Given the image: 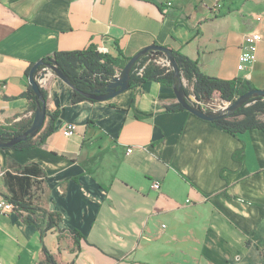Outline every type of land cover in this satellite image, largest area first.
Segmentation results:
<instances>
[{"label": "crops", "instance_id": "obj_1", "mask_svg": "<svg viewBox=\"0 0 264 264\" xmlns=\"http://www.w3.org/2000/svg\"><path fill=\"white\" fill-rule=\"evenodd\" d=\"M253 31L257 58L239 70ZM91 44L119 58L172 45L208 75L264 89V0H0V126L32 123L24 93L37 61ZM43 83L54 131L41 145L0 147V172L38 164L44 189L32 202L57 213L59 228L40 237L16 211L1 213L0 264H50L44 246L58 264H264V131L170 111L174 87L156 81L75 103L56 72Z\"/></svg>", "mask_w": 264, "mask_h": 264}, {"label": "trees", "instance_id": "obj_2", "mask_svg": "<svg viewBox=\"0 0 264 264\" xmlns=\"http://www.w3.org/2000/svg\"><path fill=\"white\" fill-rule=\"evenodd\" d=\"M166 47L169 48L173 55L181 77L186 78L193 86V90L185 86L183 87L188 100L192 94H195L198 98L204 96L214 97L217 95L223 101L233 103L246 92L257 89L255 84L246 78L223 79L208 75L201 70L197 60L191 59L182 53L180 48L172 45ZM148 54L141 56L131 70L128 88L139 86L147 81L160 82L169 87L176 86L179 80L175 76L174 69H169L152 62L146 64ZM131 58L132 56H125L124 60L129 61ZM41 60L43 61V65L40 69L56 66L64 73L73 88L72 102L75 103L82 100H96L87 97L83 92L95 93L97 90H100L101 93H105L109 83L117 73V63L121 59L107 52H102L96 44H91L84 49L57 51L43 57ZM144 65L145 67L140 72L139 69ZM42 94L44 98H47V92L43 87ZM24 95L32 101L33 108L36 109L37 94L31 85ZM167 109L175 111L185 108L180 102H177L169 105ZM260 113H264V97L254 95L248 103L237 108L229 115L215 118L212 122L233 134L255 128L264 131V120L259 117ZM47 115L50 117L51 122L41 134L40 132L43 130L45 123L36 135H30L26 141L15 144L12 147L23 149L43 144L54 131V122L58 118L59 112L55 111L47 113ZM30 126L31 124L29 123L19 131H8L0 126V141L8 142L26 131ZM36 137L38 138L35 139ZM2 176L8 191L4 197L14 204L16 212L24 222L34 224L38 228L40 237L51 228H59L60 218L57 213L50 212L32 202L35 193L34 187L37 185L41 186L45 178V173L38 164L19 165L14 170H4ZM70 232L76 241L82 237V234L78 230H71ZM44 252L48 263L58 264L55 256L46 246H44Z\"/></svg>", "mask_w": 264, "mask_h": 264}, {"label": "water", "instance_id": "obj_3", "mask_svg": "<svg viewBox=\"0 0 264 264\" xmlns=\"http://www.w3.org/2000/svg\"><path fill=\"white\" fill-rule=\"evenodd\" d=\"M147 53L149 54L156 53L161 56L169 57L172 63V68L174 69V72H175V76L179 80V83L176 86H174V90H175L178 101L184 106L185 109L191 111L192 113L206 120L212 121L215 118L224 117L226 115H229L231 112L235 111L237 108L241 107L245 103H248L251 97L254 95H259V96L264 97V89L257 88V89H253V90L246 92L245 94L240 96L236 101L231 103V105H228L225 108H219L217 110H214V109L204 110L201 106L197 104H191L186 98V95L184 93L182 77H181L178 65L173 55L171 54L169 48L163 45H156V44L149 45L145 47L144 49L140 50L137 54L133 55L132 58L126 64V66L120 72H117L116 75L112 78L105 93H101L100 90H97L95 93L83 92V94L92 99L106 100L128 89L129 87L128 82L130 79L131 70L133 69L136 62L140 59V57ZM42 65H43L42 60L37 61L32 66L30 73H29L30 84L33 90L35 91V93L37 94V99H36L37 108H36L34 119L31 123V126L26 131L12 138L8 142L0 141L1 148L12 147L15 144L26 141L30 135L32 136L36 135L40 131V129L43 127L46 121V116H47V98H44L42 94V86L39 80L41 78H45L47 74V68L56 72V74L60 78H62L63 80H65L67 83L70 84V81L67 79L64 73L61 70H59L56 66H48L46 68H43L44 70L42 69L43 71L39 74V72L41 71L39 69Z\"/></svg>", "mask_w": 264, "mask_h": 264}, {"label": "built area", "instance_id": "obj_4", "mask_svg": "<svg viewBox=\"0 0 264 264\" xmlns=\"http://www.w3.org/2000/svg\"><path fill=\"white\" fill-rule=\"evenodd\" d=\"M168 4L171 5L172 2L168 1ZM218 6H219V4H217V7L214 10H217ZM261 39H262L261 34L256 32V31L250 32V33L245 35L244 41H243V45H242V49H241V53H240V56H239V63H238L239 70H245L250 63H252L253 61L256 60L257 51H258V45H259V42H260ZM99 50L102 51V52H107V49L105 47H101V48H99ZM147 57L148 58H147L146 64L152 62V63H155L157 65H160V66H163V67H168L169 69H173L171 60L169 59L168 56H161V55H158L156 53H151V54H148ZM144 67H145V65L142 68H140L139 71L141 72ZM43 70H41L39 72V74ZM44 79L45 78H41L39 80L41 86L44 84L43 83ZM228 103H230V102H228ZM197 105L201 106L204 110H210V109L217 110L219 108H225V107L228 106L227 105V106H222V107H220V106L214 107V104L211 103V102L207 103L206 107H204V104L200 105L199 103H197ZM62 131H63L64 135L72 136L77 131V125L74 124V123H68V124L64 125ZM132 151H133V148H129L128 149V152H132ZM3 173H4V171L0 172V175H3ZM160 187H161L160 181L155 180L152 183V188L160 189ZM13 211H16L15 208H14V204L12 202H10L8 199H6L5 197H1L0 198V214L1 213L13 212Z\"/></svg>", "mask_w": 264, "mask_h": 264}, {"label": "rangeland", "instance_id": "obj_5", "mask_svg": "<svg viewBox=\"0 0 264 264\" xmlns=\"http://www.w3.org/2000/svg\"><path fill=\"white\" fill-rule=\"evenodd\" d=\"M121 60H119V62L117 63V71L120 72L128 63L127 60H124V58H120ZM182 84L183 87H187L190 90H193V86L192 84L186 79V78H182ZM191 104H197L199 103L200 105L204 104V107H206V104L211 102L214 104L215 107H222V106H227V105H231V102H225L221 99V97L215 95L214 97H208V96H204L202 98H198L195 94L191 95V98L188 100ZM228 103V104H227ZM259 117L264 120V113H260ZM43 184L37 185L36 187H34V192L35 193H40L43 192Z\"/></svg>", "mask_w": 264, "mask_h": 264}]
</instances>
